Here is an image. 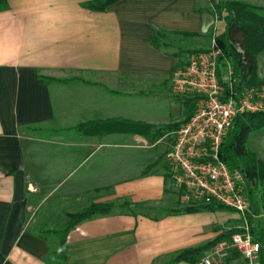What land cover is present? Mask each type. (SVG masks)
<instances>
[{"label": "crops", "instance_id": "crops-1", "mask_svg": "<svg viewBox=\"0 0 264 264\" xmlns=\"http://www.w3.org/2000/svg\"><path fill=\"white\" fill-rule=\"evenodd\" d=\"M92 1L7 0L0 12V264H48L51 232L92 205L146 215L118 208L82 221L63 264H163L238 220L229 210L161 215L185 207L164 167L175 131H74L182 124L191 98L172 93V75L224 22L207 0H121L102 12ZM256 61L263 85L264 51Z\"/></svg>", "mask_w": 264, "mask_h": 264}, {"label": "built area", "instance_id": "built-area-1", "mask_svg": "<svg viewBox=\"0 0 264 264\" xmlns=\"http://www.w3.org/2000/svg\"><path fill=\"white\" fill-rule=\"evenodd\" d=\"M220 55L212 41L207 50L189 54L185 65L174 71L172 93L196 101L193 115L175 131L165 162L169 180L181 193L185 207L215 203L244 221L242 233L220 243L200 264H211L213 257H226L232 251L254 264L260 245L252 240L246 222L250 214L247 181L240 170H230L221 162L219 150L238 115L264 113V86L243 90L238 98L231 94L224 99L217 77ZM226 69L223 83L230 88L232 71L229 65Z\"/></svg>", "mask_w": 264, "mask_h": 264}, {"label": "trees", "instance_id": "trees-1", "mask_svg": "<svg viewBox=\"0 0 264 264\" xmlns=\"http://www.w3.org/2000/svg\"><path fill=\"white\" fill-rule=\"evenodd\" d=\"M119 1L121 0H93L85 5V7L91 11L102 12ZM208 4L210 12L216 18V21H223L225 24L224 31L216 33L213 37L214 47L219 50L221 54L217 61V77L224 88V99L231 94H235L238 98L243 89L256 84V57L264 51V9L237 1L225 2L221 0H208ZM6 9L7 0H0V12ZM227 65H229L232 71V85L230 88L227 83H223L222 81V74ZM195 101L196 98L185 100L187 117L184 122L193 115ZM112 125H118L121 132H154L165 134L167 132L176 131L181 124L156 128L148 125L107 123L79 127L74 131L83 134H96L102 133L105 128ZM263 127L264 113L238 115L233 120L231 128L219 150V159L221 162L230 170L241 167L240 171L246 178V191L248 193L250 208V214L246 217V222L252 240L260 245L257 264H264V232L257 233L256 230L252 228V222L253 218L259 214L260 210H264V187L261 186V182L264 179V165L250 153L247 147V141L248 137L253 132ZM253 190L258 191V193L255 194ZM118 208L128 209L129 213L132 215H137L138 213L146 211L142 206L130 207L128 204L123 203L119 206L113 204L92 205L81 212L65 214L67 220L65 226L60 230L51 232V234L57 237L59 244L57 251L50 254L46 259L47 263L51 264L52 259L58 261L59 264L64 263L65 256L63 249L66 237L79 223L96 217L108 216L114 213ZM206 211L218 212L228 210L215 203H210L204 206H187L175 210H164L160 213L161 215H171ZM142 214L146 215L145 213ZM238 233H242V230L236 228L229 230L202 246L175 253L163 264H200L201 260L220 243L228 242L231 236ZM228 258L231 260H238L241 257L235 251H232Z\"/></svg>", "mask_w": 264, "mask_h": 264}, {"label": "rangeland", "instance_id": "rangeland-1", "mask_svg": "<svg viewBox=\"0 0 264 264\" xmlns=\"http://www.w3.org/2000/svg\"><path fill=\"white\" fill-rule=\"evenodd\" d=\"M221 1H225V2L237 1V2H241V3L247 4V5H248V3H250L251 5L253 4L254 7H257V6L264 7V0H260V1H263L261 3H258L257 0H221ZM207 2H208V0H207ZM226 70L227 69H225L223 71L222 81L227 79V76H226L227 71ZM261 86H264V84L263 85H261V84H253L249 88H245L243 90H248V89L257 88V87H261ZM172 138H173V134L166 138V144L168 146L172 142ZM247 147H248L250 153H252L255 156V158L257 160H259L264 165V127L259 129V130H257V131H255V132H253L248 137ZM164 167L166 168V172H168L166 164L164 165ZM236 169L241 170V167L236 168ZM261 186L264 187V179L261 182ZM169 187L170 188H175L174 185L171 182L169 183ZM253 191L255 192V194L258 193V191H256V190H253ZM246 199L249 202L247 191H246ZM237 218H238V220L235 223L234 228L240 230L241 228L244 227V221L239 216ZM252 228H254L257 233L264 232V210H260L259 214L253 218ZM228 256L229 255H227L226 257H221V258L215 256V257H213V260H212L211 264H247L241 258L238 259V260H230L229 261ZM257 263H258V261H255L254 264H257Z\"/></svg>", "mask_w": 264, "mask_h": 264}]
</instances>
